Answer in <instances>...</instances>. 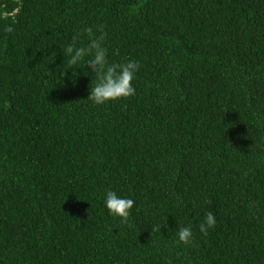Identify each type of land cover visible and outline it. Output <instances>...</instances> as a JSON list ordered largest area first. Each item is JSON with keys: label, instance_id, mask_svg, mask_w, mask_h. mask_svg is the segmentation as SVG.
<instances>
[{"label": "trees", "instance_id": "trees-1", "mask_svg": "<svg viewBox=\"0 0 264 264\" xmlns=\"http://www.w3.org/2000/svg\"><path fill=\"white\" fill-rule=\"evenodd\" d=\"M98 25L140 66L103 105L62 51ZM0 264H264V0H0Z\"/></svg>", "mask_w": 264, "mask_h": 264}, {"label": "clouds", "instance_id": "clouds-1", "mask_svg": "<svg viewBox=\"0 0 264 264\" xmlns=\"http://www.w3.org/2000/svg\"><path fill=\"white\" fill-rule=\"evenodd\" d=\"M6 31L11 32L8 28ZM87 36L86 45H78L81 36ZM107 32L103 25L96 26L95 29L88 27L82 30L79 35L73 36L72 43L63 47L65 55V66L68 69L78 68L83 62L85 74H95L96 82L90 85L89 100L96 105H103L109 101H116L132 97L136 94L133 86L135 75L139 70L136 61L126 63L109 62V49L105 46ZM118 54V53H117ZM90 69V73L87 71ZM105 204L109 212L122 218L121 223L128 224L131 210L135 201L130 198H121L115 191L109 190L106 193ZM216 225V217L213 212L206 213L205 220L200 223L199 230L204 235L208 234L210 228ZM152 231H160L159 226H154ZM179 242L184 245L193 243V232L190 226H180L178 231Z\"/></svg>", "mask_w": 264, "mask_h": 264}]
</instances>
